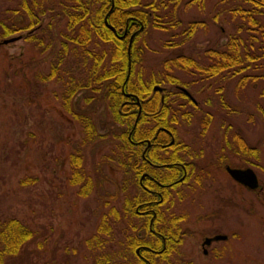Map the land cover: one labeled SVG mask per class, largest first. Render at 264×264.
Masks as SVG:
<instances>
[{
	"label": "rangeland",
	"instance_id": "374dc122",
	"mask_svg": "<svg viewBox=\"0 0 264 264\" xmlns=\"http://www.w3.org/2000/svg\"><path fill=\"white\" fill-rule=\"evenodd\" d=\"M220 3L221 0H180L178 19L182 23L202 22L204 27L177 50L168 47L170 35L177 31L149 27L144 32L141 26L137 45L143 49V55L136 71L147 77L161 72L166 58L180 54L201 61L206 49L221 48L240 21L228 22L224 15H219ZM13 8L14 4L0 0V22L14 21L15 14L10 11ZM42 30L37 33L43 40L41 53L26 41L24 32L14 35L15 41L0 44V219L15 218L35 234L34 240L15 259H9L8 264H94L96 254L87 241L97 234L104 219L110 229L103 236L105 243L98 255L122 253L129 235L147 238L137 217L132 219L135 228L123 234L125 226L107 216L112 208L122 210L124 199L137 193L133 187L127 189L128 193L123 192L129 178L109 157L116 142L109 132L114 129L119 134L124 127L112 124L108 104L95 100L98 98L95 93L77 91L70 104L72 109L90 115L100 135L95 143L80 151L82 166L91 177L93 188L88 196H79V188L70 186L68 180L70 156L76 152L83 133L63 107L62 96L68 85L78 83L84 75L76 62L68 61L59 81L39 80L40 75L48 73L53 53L61 45L60 33L65 31V19L58 10L42 18ZM105 65H109L108 60ZM172 75L182 82L190 79L178 70H173ZM236 83L234 78L218 84L230 111L201 104L202 98L213 95L212 90L204 93L198 88L187 90L201 105L188 123L178 114L177 125L172 126L176 128L178 141L193 145L196 151L202 150L210 163L222 156L225 164L252 169L261 190L249 191L234 182L223 168L213 167L198 183L191 174L184 185L169 191L163 210L166 215L185 218L178 223L185 226L201 219L202 207L206 208L207 219L199 224L217 226L231 237L224 244L222 263L217 264H264V122L255 106L263 81L249 82L240 90ZM205 110L212 113L213 119L207 132L201 135L199 112ZM223 124L230 125L231 131L239 134L248 147L259 149L256 167L246 164L245 157L232 153L233 147H225L224 140L233 137L223 133ZM27 179L33 183L22 185ZM194 260L195 264L201 263L199 258ZM137 261L136 257L122 256L113 260L119 264Z\"/></svg>",
	"mask_w": 264,
	"mask_h": 264
},
{
	"label": "trees",
	"instance_id": "16d2710c",
	"mask_svg": "<svg viewBox=\"0 0 264 264\" xmlns=\"http://www.w3.org/2000/svg\"><path fill=\"white\" fill-rule=\"evenodd\" d=\"M6 1L14 4V10L10 11L15 14V17L10 23L0 22V44L17 33L24 32L27 35L26 41L41 53L43 52V40L38 37L37 33L43 31L42 18L47 13L58 10L61 18L65 19V31L60 33L61 45L53 53L48 73L40 75L39 80L42 82L59 81L63 65L65 62L68 64V61L76 62L79 71L84 75L78 83L68 85V89L62 96L63 107L79 123L83 133L82 141L76 148V152L70 156L71 175L68 180L70 186L79 188V196H88L93 188V181L90 176L86 175L82 166L80 151L95 143L100 135L90 115L85 112L77 113L72 109L70 104L77 91L79 93L91 90L95 93L98 97L95 100L108 104L112 124L115 127H124L119 134H116L114 129L109 132L111 138L117 142L109 157L122 171V174L129 178L125 180L123 192L133 187L137 193L134 197L124 199L122 210L112 208L107 215L114 222L125 226L123 234H126L128 229L135 228L132 222V219L136 217L134 208L146 197L139 185L140 176L146 171L141 160L143 150L146 148L144 141H152L156 138L159 142L152 141V143L157 145L162 143L161 139L165 138L169 143L167 138L170 135L164 131L170 132L175 138V145L169 149L176 152V155L173 154L171 157L172 155L168 154L163 157L161 153H166L167 150L156 147L151 150L146 149L143 159L153 164L183 162L184 157L177 155L178 136L176 128L172 126L173 123L177 125V115L180 114L181 118L188 123L201 104L205 107L215 105L230 111V106L220 94L221 89L218 84L234 78L237 80V90L243 89L249 82L263 81L258 94L259 100L255 106L264 122V0H221L219 15H224L228 22L237 19L240 21L239 24L234 25L235 32L229 36L227 42L221 48L206 49L201 61L180 54L166 58L163 61V70L147 77H144L142 72L136 71L143 55V49L137 45L141 34L138 31L141 26L144 32L149 27L171 33L177 31L170 35L168 41V47L175 50L186 44L204 27L202 22L182 23L178 19L180 0ZM106 15L108 24L116 31L115 34L104 24ZM124 33L125 37L120 39L119 37ZM132 34L136 36L132 41L130 57H128L127 48ZM107 60L108 66L105 65ZM173 70L183 72L190 76V79L182 82L172 75ZM155 86H162V91H154ZM178 87L187 90L198 88V91H202L201 93L212 90L213 95L202 98L199 105L193 104ZM124 94H130L139 99L141 113L138 118V106L134 104L135 99L126 98ZM214 99L216 102L213 101ZM199 113L201 114V135H204L212 122L213 115L208 110ZM221 127L224 130L223 133L231 134L233 137L231 140H224L225 147L228 149L233 147L232 153L245 157L246 164L250 163L249 165L256 167L260 158L259 149L248 147L239 134L231 131L230 125L223 124ZM157 131L158 134H156ZM192 147L191 144L184 146L185 156L189 159L194 158L192 155L198 157L202 152ZM159 153L162 156H159ZM167 171L169 168L151 174L155 175V178L162 184H168L175 177L177 179L180 176L179 169L171 171V174ZM32 183L31 179L21 182L22 185ZM260 188H262L261 183L254 192L258 193ZM166 196L165 201L168 199ZM170 224L173 227V222ZM144 227L147 228V225L145 224ZM109 229L107 219H104L98 227L97 234L87 241L89 248H92L96 254L94 264H119L113 262L116 257H136L135 250L139 246L153 247L152 239H137L134 235L132 237L129 235L122 253L98 255V250L105 243L103 236L109 234ZM171 229L163 226L160 231L166 234L171 233ZM34 235L30 227L15 218L0 219V264H8L9 259H15L23 247L34 240ZM141 251L143 256H148L143 249Z\"/></svg>",
	"mask_w": 264,
	"mask_h": 264
},
{
	"label": "flooded vegetation",
	"instance_id": "af4514ba",
	"mask_svg": "<svg viewBox=\"0 0 264 264\" xmlns=\"http://www.w3.org/2000/svg\"><path fill=\"white\" fill-rule=\"evenodd\" d=\"M178 89L183 94H185L193 104H197L195 100L193 102L192 99L194 98L192 94L187 91V89L181 87H178ZM183 90H186L188 94L183 92ZM134 104L137 105L138 108L141 106L140 102L139 105L136 104V102ZM164 132H167V134L170 135L167 138L169 139V143L166 142L165 138L161 139L162 143H156L157 145H153L152 143V141L159 142V140H156V138H153L152 141H144L146 148L143 150L141 160L143 165H145L144 169L146 171L141 174L139 185L146 197L143 199V202L139 203L134 208V212L139 221L141 220V230L147 237H137V239H152L153 247L143 245L136 248L135 256L138 260L136 264H195L194 259L196 258L201 260V263L198 262L196 264L222 263L224 244L229 242L231 237L224 234L223 231H221L217 226H201L199 224L203 223L205 218L207 219L208 214H204L206 208L202 207L203 211L200 213L201 219H195V224L188 225V223L185 226H180L178 225L179 221H183L185 218L175 217L172 214L171 216L168 214L166 215V212L163 210V205L167 202V200L165 201L164 198L166 196L165 194L168 192L166 197L169 199V191L171 192V190H175L177 187L184 185L188 181L191 174H194V179L198 183L201 178H204L206 175H208V171L213 167L215 169L223 168L225 172L227 167L232 169H236V167L225 164L222 156L217 157V162L210 163L208 159L204 158L202 152L199 153V158L195 155H192L194 156L193 159L185 157L187 160L184 158L183 162L173 161L170 163L153 164L147 160H144L143 156L146 152V149L151 150L156 147L165 148L164 150L170 151L161 153L163 157H166L168 154L172 155L171 157H173V154L176 155V152L174 153L172 152L171 148L169 149V147L175 145V138L171 136L170 132ZM156 134H158V131ZM179 142L180 141L177 142L179 146L177 155L179 157H183L186 155V150L184 149L186 144H181L182 142ZM147 143H149V145ZM161 154L159 153L158 155L162 156ZM168 168V174H171V171L174 172L175 169H179L180 171V176L177 179L175 177L174 180L168 184L160 183V181L155 178V175L151 174L152 172L164 171ZM165 189H167V192H165ZM203 214L204 216H202ZM169 222H173V227H171ZM145 224L147 225V228L144 227ZM163 226L170 227V229L172 228L171 233L162 234L160 228ZM224 236H226V239H218V237ZM130 237H132V235H130ZM142 249L148 256L142 255Z\"/></svg>",
	"mask_w": 264,
	"mask_h": 264
},
{
	"label": "water",
	"instance_id": "95a60500",
	"mask_svg": "<svg viewBox=\"0 0 264 264\" xmlns=\"http://www.w3.org/2000/svg\"><path fill=\"white\" fill-rule=\"evenodd\" d=\"M112 7H113V4L111 6V9H112ZM104 24L111 32H113L114 34L116 33L115 29L108 24V22L106 20V17L104 18ZM141 29H142V27H141ZM124 36H125V33L122 36H120L119 38L123 39ZM134 36H135V34L131 35V37L129 38V45H128V48H127L128 57H129L130 47H131L132 41L134 39ZM15 40L16 39L5 40V41L2 42V44L5 45V44H8V43L13 42ZM128 65H129V63H128ZM129 68H130V66H129ZM127 77H128V75H127ZM153 90L154 91H161L162 89L160 87L156 86V87L153 88ZM183 92L188 94L187 91H185V90H183ZM124 96L126 98L133 97L135 99L136 104L139 105L140 101H139V99L137 97H134V96H132L130 94H124ZM192 100L194 102V99H192ZM140 113H141V109L139 107L138 113H137V118L139 117ZM136 121H137V119L135 120V124H136ZM147 144L149 145V143H147ZM226 172L239 185L244 186V187H246L247 189H249L251 191H254V190L258 189L259 184H258L257 177H256L255 173L250 168H246V169H237V168L236 169H232V168L227 167L226 168ZM223 238L226 239V236L218 237V239H223Z\"/></svg>",
	"mask_w": 264,
	"mask_h": 264
}]
</instances>
